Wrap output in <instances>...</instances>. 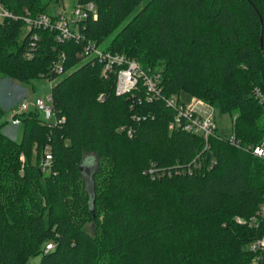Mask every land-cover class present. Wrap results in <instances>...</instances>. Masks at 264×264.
Wrapping results in <instances>:
<instances>
[{
  "label": "trees",
  "instance_id": "trees-1",
  "mask_svg": "<svg viewBox=\"0 0 264 264\" xmlns=\"http://www.w3.org/2000/svg\"><path fill=\"white\" fill-rule=\"evenodd\" d=\"M0 2L12 14L0 18V75L56 81L55 122L36 109L4 120L0 105V264H264L250 248L264 238V160L246 149L264 139V0H76L97 7L86 41L145 70L157 61L163 99L184 91L235 113L241 147L217 132L207 147L141 85L117 94L83 42L26 29L59 0ZM14 121L19 140L3 131Z\"/></svg>",
  "mask_w": 264,
  "mask_h": 264
},
{
  "label": "built area",
  "instance_id": "built-area-1",
  "mask_svg": "<svg viewBox=\"0 0 264 264\" xmlns=\"http://www.w3.org/2000/svg\"><path fill=\"white\" fill-rule=\"evenodd\" d=\"M96 4L91 2L85 6H75V9L71 16H67L65 13H58L56 15H50L48 13L42 14L40 16L31 18H22L25 22L27 30L33 29H53L57 32L56 39L58 42H65L74 40L77 43H84V49L81 52V57L95 58L99 60L104 66V72L113 71L116 73V92L119 95L126 94L139 85H141L145 96L148 100H159L163 99L162 90L160 86V78L157 74H152L147 70L142 69L141 65L136 60L130 59L125 55L112 54L107 51H103L100 47H97L96 43L91 41H86L84 35L82 34V22L89 18H98ZM12 17V14L4 7L0 2V18ZM38 35H34L37 39ZM32 49L35 48V44H32ZM31 49V51H32ZM32 53H28V57H31ZM64 55L61 56V60L54 63L52 70L57 73L63 72V61ZM53 85V84H52ZM259 96L261 97L260 93ZM261 102H264V98L261 97ZM167 107L174 109L175 116L173 125L175 127H180L186 132H190L199 135L206 141V146L208 147V139L214 136L217 132L215 125V109L212 105L206 103L203 100L194 99L190 103L182 102L177 96L164 98ZM48 101L51 105L47 106L41 98L36 99L35 108L38 110L45 122H50L54 114L52 107L51 95L48 97ZM26 105L20 108V112H24ZM64 118L60 120L63 122ZM13 123L18 124L19 121H14ZM234 135L228 137L229 142L236 146L241 147L240 141L236 139ZM252 151V153L264 160V139L262 142L254 147L246 148ZM23 159V158H22ZM52 154L49 147L46 148L45 157L41 162L42 171L46 172L49 170L52 162ZM24 160V159H23ZM260 213L264 217V205L260 208ZM237 221L243 223V221L237 217ZM264 238L255 240L250 248L251 251L255 252L258 249L263 248ZM52 245L46 247L47 250L51 249Z\"/></svg>",
  "mask_w": 264,
  "mask_h": 264
},
{
  "label": "rangeland",
  "instance_id": "rangeland-1",
  "mask_svg": "<svg viewBox=\"0 0 264 264\" xmlns=\"http://www.w3.org/2000/svg\"><path fill=\"white\" fill-rule=\"evenodd\" d=\"M76 6V0H59L58 3L50 4L47 8V13L50 15H56L58 13H65L67 16H71ZM102 50H105V46H100ZM143 69V68H142ZM145 70V69H144ZM152 74L159 75L160 80L162 79V67L158 65L156 61L153 68L148 69ZM56 81H52L49 78H35L29 83L22 82L18 79L4 78L0 75V105L5 110L4 120L10 119V117L15 112H20V108L23 103L26 105L24 111L29 112L35 110L36 99H42L47 106L51 105L48 101V97L51 95V87ZM179 99L182 102L190 103L194 99L203 100L200 97L190 96L187 92L182 91L179 95ZM205 101V100H203ZM208 103L207 101H205ZM210 104V103H208ZM211 105V104H210ZM215 125L217 128V133L219 135L231 137L233 131V121L235 119V113L232 114H222L218 110H215ZM41 118H43L41 114ZM55 115L52 116L50 122H55ZM4 133H6L13 140H19L21 136V127L19 124H9L4 128ZM237 221V220H236ZM238 222V221H237ZM240 223V222H238ZM264 248V246H263ZM40 256H32L28 259L27 264H39Z\"/></svg>",
  "mask_w": 264,
  "mask_h": 264
}]
</instances>
